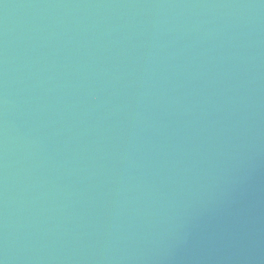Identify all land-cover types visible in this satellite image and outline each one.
<instances>
[{
  "label": "water",
  "instance_id": "obj_1",
  "mask_svg": "<svg viewBox=\"0 0 264 264\" xmlns=\"http://www.w3.org/2000/svg\"><path fill=\"white\" fill-rule=\"evenodd\" d=\"M0 264H264V0H0Z\"/></svg>",
  "mask_w": 264,
  "mask_h": 264
}]
</instances>
